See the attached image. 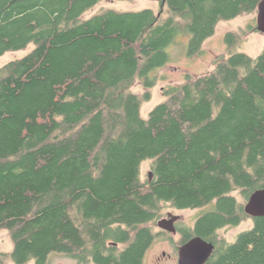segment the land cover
Listing matches in <instances>:
<instances>
[{"label": "trees", "instance_id": "obj_1", "mask_svg": "<svg viewBox=\"0 0 264 264\" xmlns=\"http://www.w3.org/2000/svg\"><path fill=\"white\" fill-rule=\"evenodd\" d=\"M102 1L0 0V57L33 46L0 68L7 256L144 264L156 239L170 235L156 224L175 209L200 210L179 244H214L206 264H264V217L248 216L233 195L248 201L264 189V50L238 51L257 22L227 33L228 53L212 71L172 86L142 116L157 84L151 74L168 64L177 36L190 35L189 53L199 55L222 21L257 14L262 0H166V18L151 9L85 18ZM249 217L252 228L235 241L220 238Z\"/></svg>", "mask_w": 264, "mask_h": 264}, {"label": "rangeland", "instance_id": "obj_2", "mask_svg": "<svg viewBox=\"0 0 264 264\" xmlns=\"http://www.w3.org/2000/svg\"><path fill=\"white\" fill-rule=\"evenodd\" d=\"M114 9L118 11H140L144 9H151L160 17H168V10L166 6L160 5L159 2L152 0H134V1H115V0H103L94 9H92L85 18H88L101 10ZM257 14L243 15L234 20L222 21L215 35L207 40L201 54L192 56L189 53L190 48V35L180 34L177 36L175 43L167 49L169 54L168 64L159 70H156L151 74V77H157V84L155 88H152V98L150 101L143 105L142 116L147 118L152 109L158 104L167 99L166 90L172 86L181 85L187 81L188 77H194L198 75L206 74L212 71L214 67V61L217 56L225 55L228 53V44L226 41V34L230 32L239 33L247 28L248 25H256ZM241 46L238 51L245 52L253 57L260 55L264 50V34L260 32H251L244 36ZM33 46L29 49L7 53L0 57V68L6 63L21 58L26 55ZM142 84V83H141ZM145 87L136 84L133 90L139 95H143ZM143 176H148L150 171V163H145L142 167ZM237 201L244 207L247 202L241 192H235L233 194ZM168 213L176 216H180L181 219L177 225L179 227H193L197 216L200 214V210H175L166 209L164 211L163 218H167ZM159 220V221H160ZM253 221L249 217L240 226L233 228H226L219 231L220 238L229 242L236 240L239 233L251 229ZM155 231L161 232L156 224ZM180 234H161L154 242L151 249L145 256L144 264H178V247L180 246ZM13 244L10 235L7 231L0 232V264H15L7 255L12 251ZM166 253V256H164ZM33 264V263H30ZM48 264H81L75 259L67 257L62 254H53L49 259Z\"/></svg>", "mask_w": 264, "mask_h": 264}, {"label": "water", "instance_id": "obj_3", "mask_svg": "<svg viewBox=\"0 0 264 264\" xmlns=\"http://www.w3.org/2000/svg\"><path fill=\"white\" fill-rule=\"evenodd\" d=\"M161 2L164 6L166 0H152ZM257 30L264 34V0H262L257 9ZM150 181L153 179V173L149 172ZM244 210L251 218L264 217V189L254 192ZM181 219L180 216L169 214L167 218H163L157 223L160 230L177 234L175 223ZM215 250V245L202 239L201 237H194L185 244L181 245L178 249L179 260L178 264H206L212 257Z\"/></svg>", "mask_w": 264, "mask_h": 264}, {"label": "flooded vegetation", "instance_id": "obj_4", "mask_svg": "<svg viewBox=\"0 0 264 264\" xmlns=\"http://www.w3.org/2000/svg\"><path fill=\"white\" fill-rule=\"evenodd\" d=\"M159 3H160V5L162 4L161 2H159ZM169 214H171V213H168L167 217L169 216ZM177 223H178V222L175 223V227H176V229H177V234H180V230L183 229V228H182V227H179V226L177 225ZM164 256H166V253H164ZM178 257H179V255H178ZM178 260H179V259H178Z\"/></svg>", "mask_w": 264, "mask_h": 264}]
</instances>
